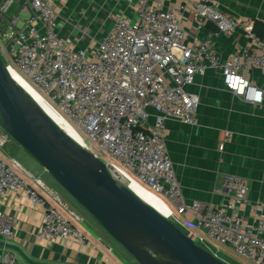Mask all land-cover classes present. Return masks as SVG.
I'll return each instance as SVG.
<instances>
[{
	"label": "built area",
	"instance_id": "built-area-1",
	"mask_svg": "<svg viewBox=\"0 0 264 264\" xmlns=\"http://www.w3.org/2000/svg\"><path fill=\"white\" fill-rule=\"evenodd\" d=\"M125 1L134 5L132 16L110 14L111 27L104 34L89 36L54 2L0 0V45L7 54L8 70L72 126L80 139L77 143L100 159L118 181L136 182L152 195L165 197L176 211L189 213L190 219L177 220L168 211L167 219H173L197 245L229 246L241 264H264V205L246 198L247 187L238 177L225 179L219 189L224 198L220 206L199 201L186 205L163 135L166 119L197 124L199 98L185 87L193 84L196 74L208 70L219 73L223 88L243 101L264 103V86L244 76L250 66L264 74V38L254 32L253 21L230 17L206 1L193 7L194 36L183 29L178 11L150 0ZM12 5L16 12L9 15ZM207 24L214 26V33L199 37ZM238 28L249 44L224 58L213 38ZM6 136L0 135V147L6 144ZM28 178L14 158L0 154V197L23 195L40 208L39 239H71L84 245L83 233L32 182L46 190L43 184ZM13 222L0 215L4 241L13 232ZM2 249L0 264H18L14 253Z\"/></svg>",
	"mask_w": 264,
	"mask_h": 264
},
{
	"label": "crops",
	"instance_id": "crops-1",
	"mask_svg": "<svg viewBox=\"0 0 264 264\" xmlns=\"http://www.w3.org/2000/svg\"><path fill=\"white\" fill-rule=\"evenodd\" d=\"M48 1L54 2L57 10L71 15L73 23L88 32L89 36H97L96 32L103 33L104 29L107 28L106 32L111 27L110 14L132 16L134 11V5L125 0ZM200 1H206L230 17L251 20L254 28L257 24L264 26V0H150V3L181 13L183 29L191 33L189 36H194L193 7ZM15 12L16 7L12 5L8 14ZM213 30L214 26L207 24L198 36L204 37L208 33H214ZM263 33L264 30L260 35ZM213 42L219 53L227 58L240 53L249 44V39L238 28L226 35H215ZM85 43L87 41L81 44ZM0 44H3L1 34ZM1 48L2 45L0 51ZM244 76L251 82L264 86V74L259 69L250 66L244 71ZM185 88L198 95L197 124L193 126L166 119L163 125L165 149L180 185L183 202L189 205L193 201H199L220 206L224 198L219 189L224 186L225 179L238 177L247 187L246 198L264 205V103H247L225 90L220 74L214 70L196 74L193 84ZM153 120L150 117L149 123ZM220 144H223L222 150H219ZM0 154L5 158H14L29 175L30 182L32 179L39 180L46 190L32 182L33 186L65 214L87 239L84 245L71 239H39L37 233L41 225L40 208L31 205L23 195L6 193L0 197V215L12 219L14 227L6 241L0 237V242L16 245L34 264H137L16 142L8 141L6 147L0 148ZM227 192L229 196L231 192ZM144 193L155 205L152 207L162 215L171 211L177 220L191 218L189 213L176 211L171 202L172 206H169L165 197L152 195L148 191ZM68 210L80 217L81 221L70 216ZM244 211L248 221H251L252 217L246 209ZM225 247L234 256L232 249ZM9 251L16 255L18 264H30L16 251ZM3 254L0 246V259Z\"/></svg>",
	"mask_w": 264,
	"mask_h": 264
},
{
	"label": "water",
	"instance_id": "water-1",
	"mask_svg": "<svg viewBox=\"0 0 264 264\" xmlns=\"http://www.w3.org/2000/svg\"><path fill=\"white\" fill-rule=\"evenodd\" d=\"M0 128L33 157L137 264H227L118 181L23 89L0 55ZM31 262L16 245L0 242Z\"/></svg>",
	"mask_w": 264,
	"mask_h": 264
},
{
	"label": "rangeland",
	"instance_id": "rangeland-1",
	"mask_svg": "<svg viewBox=\"0 0 264 264\" xmlns=\"http://www.w3.org/2000/svg\"><path fill=\"white\" fill-rule=\"evenodd\" d=\"M72 19L73 17L70 16ZM0 27H2V25H0ZM107 29V28H106ZM104 29L102 32L103 33H99L96 32L95 34L101 35L104 34L105 30ZM86 34L89 35V33L87 32ZM3 47V46H2ZM2 51H0V55L3 58V61L5 62L6 58H7V54L6 51L3 48H1ZM5 59V60H4ZM14 73V72H13ZM19 76V75H18ZM16 76L15 80L23 87V89H25V91L40 105V107L47 113V115L61 128L63 129L67 134H76L75 130L72 128V126L59 114V117L56 119L55 115H52L49 111L48 108H46L45 106H43V98L42 96L38 95L37 92L26 82L24 81L21 77ZM34 86V85H33ZM45 101V100H44ZM51 109L55 112L58 113L52 106ZM1 120V119H0ZM1 129V128H0ZM4 133L6 134L5 131H3L1 129L0 135L4 136ZM6 143L9 141L11 143H15L8 135L6 136ZM6 147V144L0 148H4ZM131 190L133 192H135L142 200H144L146 203L150 204L151 206H155L150 200L147 199V195L144 193L146 190L143 187H140L139 184L137 185L132 184L130 185ZM169 204V206H172L170 202H167ZM163 215L167 218H170L168 216V213H163ZM173 220V219H170ZM185 234H187V232L184 229H181ZM196 243V241H195ZM118 244V243H117ZM213 245V246H212ZM212 245H208L206 247H204V249H206L207 251H209L210 253H212L213 255H215L217 258H219L220 260H222L223 262L227 263V264H241L240 261L235 258L227 249V247L225 246H216L215 244Z\"/></svg>",
	"mask_w": 264,
	"mask_h": 264
},
{
	"label": "bare ground",
	"instance_id": "bare-ground-1",
	"mask_svg": "<svg viewBox=\"0 0 264 264\" xmlns=\"http://www.w3.org/2000/svg\"><path fill=\"white\" fill-rule=\"evenodd\" d=\"M12 76L14 77V79L16 78V76H18L16 73H13L12 72ZM18 77H20V76H18ZM38 94V93H37ZM39 95V94H38ZM43 98V97H42ZM44 99V98H43ZM45 100V99H44ZM45 102L47 103V101L45 100ZM50 107H51V105L49 104V103H47ZM56 115H58L59 116V113H55ZM73 140H75L76 142H78L79 143V141H80V139H79V137H78V135H75V134H68ZM115 175H119V173L118 172H116L115 173ZM136 182H129L128 184H126V186L127 187H129L130 189H131V187H130V185H132V184H135ZM137 184V183H136ZM135 193V192H134Z\"/></svg>",
	"mask_w": 264,
	"mask_h": 264
},
{
	"label": "trees",
	"instance_id": "trees-1",
	"mask_svg": "<svg viewBox=\"0 0 264 264\" xmlns=\"http://www.w3.org/2000/svg\"><path fill=\"white\" fill-rule=\"evenodd\" d=\"M262 30H264V26H262V25L257 24L254 28V31H256V35L258 34L259 37L264 38V33L262 35H260Z\"/></svg>",
	"mask_w": 264,
	"mask_h": 264
},
{
	"label": "flooded vegetation",
	"instance_id": "flooded-vegetation-1",
	"mask_svg": "<svg viewBox=\"0 0 264 264\" xmlns=\"http://www.w3.org/2000/svg\"><path fill=\"white\" fill-rule=\"evenodd\" d=\"M43 106H45L46 108H48V111L52 114L55 115L56 119L59 117L58 115L55 114V112L51 109V107L43 100Z\"/></svg>",
	"mask_w": 264,
	"mask_h": 264
}]
</instances>
